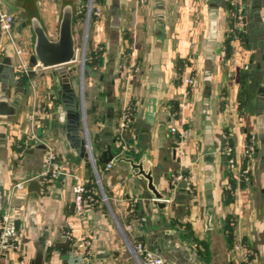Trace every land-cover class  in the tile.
<instances>
[{
	"label": "crops",
	"instance_id": "crops-1",
	"mask_svg": "<svg viewBox=\"0 0 264 264\" xmlns=\"http://www.w3.org/2000/svg\"><path fill=\"white\" fill-rule=\"evenodd\" d=\"M66 2L74 6L79 47L87 0H0V11L16 16L13 36L29 61L34 34L25 23L38 16L56 38ZM96 4L102 14L90 24L87 54L98 60L82 80L85 136L93 145L120 146L113 149L116 157H144L167 198L155 199L128 162L110 169L99 163L111 208L92 201L76 212L74 186H93L94 167L71 144L57 115L63 110L57 67L38 66L24 78L28 85L16 114L0 115V213L17 182L36 178L42 184L36 194L29 180L13 199L20 250L0 253V264H34L40 250L43 264H134L120 227L171 264H264V0H244L240 17L231 0ZM114 14L121 26L113 25ZM0 58L12 61L0 71V102L11 101L18 90L17 55L11 47ZM124 63L132 68L125 70ZM74 65L80 67L67 66ZM188 75L192 85L184 81ZM74 86L78 93V79ZM35 100L44 111L33 122ZM127 106L134 116L122 128ZM32 128L37 138L29 140ZM49 149L61 172L45 184L40 175ZM183 180L186 188L179 186ZM65 231L78 246L68 261L56 246L68 240ZM239 240L246 251L236 250Z\"/></svg>",
	"mask_w": 264,
	"mask_h": 264
},
{
	"label": "water",
	"instance_id": "water-1",
	"mask_svg": "<svg viewBox=\"0 0 264 264\" xmlns=\"http://www.w3.org/2000/svg\"><path fill=\"white\" fill-rule=\"evenodd\" d=\"M75 10L71 2H66L62 9V14L58 27L56 38H52L45 27L44 23L38 16L30 18L26 25H30L34 34L33 53L29 61V74H33V66L38 65L43 68L57 67L55 74L61 79V88L59 90V106L63 108L60 114H57L59 120L64 125L67 136L71 144L78 150L79 154L86 160L95 163L97 167L99 163L109 164L111 162H120L122 160L130 164V172L134 176H143L147 181V189L151 191L152 196L157 200L166 199L165 196L157 187L155 182L153 167L145 166V158L135 159L132 157L120 156L116 157L113 149L121 150L117 144H107L105 147L93 145L85 136L86 122L84 115L83 94L82 89L84 82L83 75L85 70L92 72L93 68L86 66L82 72V65L68 67V64L76 62L78 43L75 34ZM112 23L115 26H121V16L114 14ZM12 64L11 59L5 58L0 65V71L4 65ZM79 70V71H78ZM13 72L16 76V69L13 66ZM79 80L80 91L77 93L74 80ZM18 90L16 97L11 101L3 100L0 102V115L10 116L15 115L20 104L21 98L25 93V88L28 82L25 79H17ZM208 93H210L211 84H207ZM56 115V116H57ZM89 143V144H88ZM100 151V153H96ZM92 157V159H91ZM98 168V167H97ZM180 187H187L188 181L183 180L179 184ZM29 189L36 194L41 193V182L33 178L29 182ZM106 191V189H105ZM107 193V192H106ZM0 206H2V197L0 196ZM56 246L65 250L64 256L68 259L69 252L77 250L76 246L72 245L71 240L58 242ZM68 261V260H67ZM34 264H43V250L37 253Z\"/></svg>",
	"mask_w": 264,
	"mask_h": 264
},
{
	"label": "built area",
	"instance_id": "built-area-1",
	"mask_svg": "<svg viewBox=\"0 0 264 264\" xmlns=\"http://www.w3.org/2000/svg\"><path fill=\"white\" fill-rule=\"evenodd\" d=\"M142 2H147L148 0H141ZM232 4L236 8V15H240L242 12L244 0H231ZM102 14V8L96 4V0H87V7L84 11L85 15V30L83 34V44L82 46H79L77 48V58L76 62L79 61V57H81L80 61V67L82 65V72L84 71V68L87 66V61L89 60V56L87 54V47H88V33H89V27L90 24L94 18V16H101ZM240 17V16H239ZM16 21V16L12 12L8 11H0V51H7L9 48L12 47L15 54L17 55V64L15 66L16 69V75L19 79H24L29 71V60L26 58L27 51L26 49L20 44V42L13 36V24ZM4 36L7 37L6 40L3 41ZM2 63V60L0 58V65ZM38 65H34V68H37ZM123 67L125 70H129L131 68H128L127 65L124 63ZM83 78L84 74L82 73ZM194 77L193 76H185L184 81L188 85H192L194 83ZM44 108L42 104L35 100L33 102V105L31 107V111L29 112V119L30 121H35L41 113H43ZM85 115V112H84ZM121 122L120 126L122 128H125L128 126V124L132 121L133 118V109L129 106H127L121 115ZM173 132H178L177 127H172ZM37 135L35 132V129L32 128L31 135L29 140L36 139ZM88 141L89 137L87 136ZM27 140V141H29ZM89 144V143H88ZM227 151H230V148L227 149ZM57 154L53 149H49L45 155L44 159V170L42 171L40 177L43 179V183L47 184L51 181H53L55 178L58 177V175L61 172V168L59 163L57 162ZM92 159V157H91ZM94 171H95V184L96 186L88 187L84 182L79 181L74 186V204L76 212L79 214H82L84 212V205L87 202H97L101 201L106 203L109 208L110 207V200L109 196L107 195L105 188L102 184L101 177H100V171L95 166V163L93 162V159L91 160ZM230 166L232 168L235 167V159L231 158L229 159ZM114 166V162H111L106 165V168L110 169ZM30 179L17 182L12 189L9 192V197L7 200V203L5 206H3L1 213H0V253H3L7 250H13V251H19L20 250V244L18 242L19 237V229L16 224V218H15V204L13 199L18 195V193L22 190H24L27 186V183ZM231 187L230 185H228ZM123 235L126 240V244L128 247V250L134 260V264H171L169 261H167L161 254H150L148 248L145 246V244L142 241H132L127 235L126 229L123 227H120ZM65 237H67L69 240L72 241V234L69 231L64 232ZM74 245V243L72 244ZM81 245L87 248L88 242H81ZM76 246V245H74ZM78 249V246H76ZM236 250L240 251H246V245L240 242V240L235 245ZM90 253L89 250L86 251L84 257L86 258V255ZM15 264H25L23 260L15 263Z\"/></svg>",
	"mask_w": 264,
	"mask_h": 264
},
{
	"label": "trees",
	"instance_id": "trees-1",
	"mask_svg": "<svg viewBox=\"0 0 264 264\" xmlns=\"http://www.w3.org/2000/svg\"><path fill=\"white\" fill-rule=\"evenodd\" d=\"M88 56H89L90 58H89V60L87 61V66L92 67V66H94V65L96 64L98 58H97V56H96L95 54H93V55H91V56L88 54ZM93 186H96V184L94 183Z\"/></svg>",
	"mask_w": 264,
	"mask_h": 264
},
{
	"label": "rangeland",
	"instance_id": "rangeland-1",
	"mask_svg": "<svg viewBox=\"0 0 264 264\" xmlns=\"http://www.w3.org/2000/svg\"><path fill=\"white\" fill-rule=\"evenodd\" d=\"M82 44H83V37H82V40H81L80 46H82ZM80 61H81V57H79V61H77V64H79ZM79 66H80V64H79ZM85 72H86V70H85Z\"/></svg>",
	"mask_w": 264,
	"mask_h": 264
}]
</instances>
